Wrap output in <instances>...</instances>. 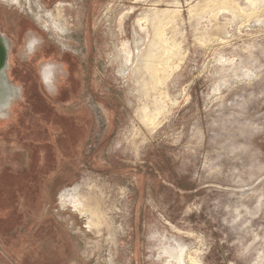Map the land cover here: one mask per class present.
I'll return each instance as SVG.
<instances>
[{"label": "rangeland", "instance_id": "1", "mask_svg": "<svg viewBox=\"0 0 264 264\" xmlns=\"http://www.w3.org/2000/svg\"><path fill=\"white\" fill-rule=\"evenodd\" d=\"M151 9L180 52L148 97L116 53L147 46ZM0 14L7 39L32 19L59 50L53 77L64 63L72 77L55 95L22 48L6 69L0 264H164L176 242L202 264H264V0H0ZM153 95L163 112L145 126ZM66 190L99 205V228Z\"/></svg>", "mask_w": 264, "mask_h": 264}, {"label": "bare ground", "instance_id": "2", "mask_svg": "<svg viewBox=\"0 0 264 264\" xmlns=\"http://www.w3.org/2000/svg\"><path fill=\"white\" fill-rule=\"evenodd\" d=\"M152 9L150 14L151 16L149 14H145L136 21L139 30L145 32L147 35H149L147 32L149 29L148 27L150 26L151 28V38L148 40V43L146 44L147 46L143 49L139 47L140 42L142 41V37H140V39L135 43V54L128 43H123L121 48L118 49L116 53V57L120 59L121 67L125 66V69H127L128 67H126V65L130 66V71L133 74H131L132 78H135L137 83H140L139 85L142 87V90L148 95V97L152 96L150 94L152 92H154V94L157 92L159 93L160 86L166 84L173 71V58L180 52L178 47L174 44L173 39L167 35V25L170 22V18L168 17L169 15H166L168 13H166V11H157ZM105 13L108 14V10ZM44 15H42V17H44ZM60 21L62 22V20ZM59 26H56V28H60ZM147 99L149 98L145 99L146 102ZM151 99L154 102L152 109L146 105L145 102H143L145 104H142V106L139 108L138 117L145 126H156L157 116L163 112V106L160 103L162 100L161 97L160 100L158 95H153ZM68 192L66 190L64 193L60 194V203L63 206L71 204L74 210H76L80 215L85 216L86 225L89 229L99 228L101 224L99 205H92L90 199L84 197L78 191H74L72 193H70V191ZM159 252L160 256L163 257L162 259H164V264H202L197 252H191L187 247L178 242H176L174 245L169 244L168 246L163 247L162 250H159ZM160 256L158 258H160Z\"/></svg>", "mask_w": 264, "mask_h": 264}, {"label": "flooded vegetation", "instance_id": "3", "mask_svg": "<svg viewBox=\"0 0 264 264\" xmlns=\"http://www.w3.org/2000/svg\"><path fill=\"white\" fill-rule=\"evenodd\" d=\"M0 19H3L0 14ZM26 22H21V27L16 31V34L7 33L9 36L10 52H9V66H18L20 63L18 50L24 49L27 56L26 69L28 73L32 69L36 68L39 64V69L36 72L37 79L43 86L55 82V95L62 94L63 89L67 88L71 82V71L68 64H62V67L57 70L56 75L53 77L50 61H59V50L57 46L47 41L44 31L37 27V24L27 16ZM2 24L3 21L1 20ZM3 27V26H2ZM2 31V30H1ZM28 32H32L33 35H29ZM3 33V32H2ZM4 34V33H3ZM61 49V48H60ZM64 51H62L63 53ZM63 54H66L65 52ZM42 63V65H41ZM67 63V62H66ZM62 72H65L64 80L61 77ZM9 75L13 77L12 70L10 68ZM63 81V82H62Z\"/></svg>", "mask_w": 264, "mask_h": 264}, {"label": "water", "instance_id": "4", "mask_svg": "<svg viewBox=\"0 0 264 264\" xmlns=\"http://www.w3.org/2000/svg\"><path fill=\"white\" fill-rule=\"evenodd\" d=\"M10 52L9 40L0 32V116L5 114L11 99L17 94L7 82L6 69Z\"/></svg>", "mask_w": 264, "mask_h": 264}]
</instances>
